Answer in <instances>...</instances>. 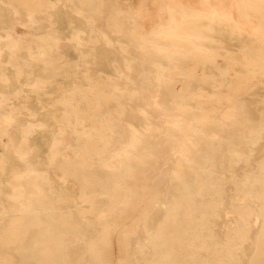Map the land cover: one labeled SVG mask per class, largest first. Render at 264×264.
<instances>
[{
	"label": "bare ground",
	"instance_id": "bare-ground-1",
	"mask_svg": "<svg viewBox=\"0 0 264 264\" xmlns=\"http://www.w3.org/2000/svg\"><path fill=\"white\" fill-rule=\"evenodd\" d=\"M56 1L8 0L12 15L23 9L26 21L14 19L15 26L27 27L21 35L1 26L6 22L0 12V83L9 86L7 69L16 81L26 74L29 80L27 90L0 91V110L12 99H29L28 93L41 99L57 76L75 80L79 66L84 68L70 89L60 88L57 100L51 97L50 111L60 113L52 114L57 128L48 141L47 169L34 166L31 144L46 123L23 106L30 119L15 140V103L0 111V143L22 164L7 171L6 157L0 158V171L7 176L0 180V199L11 202L7 208L1 204L0 264H264V150L250 163L264 137V112L243 99L264 81V0H130L108 20L106 0H67L71 15L82 17L86 27L69 23L63 36L51 19L59 15ZM43 20L46 32L31 30ZM103 23L115 37L106 34ZM225 37L242 43L241 50L204 48L207 42L222 48ZM63 39L79 51L78 62L66 59ZM101 43L133 49L141 57L112 64L115 78L104 76L99 67L109 60L96 52ZM221 60L225 67L218 68L216 78L208 74L206 66ZM35 67L42 73L36 78ZM130 103L138 107L141 129L130 123ZM152 120L158 124L156 136L167 139L161 147L148 148L143 141V132L153 135ZM213 127L221 136L205 138ZM234 133L243 135L241 148ZM199 138L207 152L204 164L196 167ZM139 151L147 157L143 162L132 158ZM224 152L229 171L236 164L254 166L233 183L228 207L226 190L213 185L216 165L211 161L212 154ZM199 169L209 173L207 179ZM50 172L78 186L77 199L65 201L82 219L89 218L84 223H77L71 211L52 207L41 188ZM156 211L162 213L159 222ZM76 245L82 246L79 255Z\"/></svg>",
	"mask_w": 264,
	"mask_h": 264
},
{
	"label": "rangeland",
	"instance_id": "rangeland-1",
	"mask_svg": "<svg viewBox=\"0 0 264 264\" xmlns=\"http://www.w3.org/2000/svg\"><path fill=\"white\" fill-rule=\"evenodd\" d=\"M50 1H54V0H50ZM8 0H0V12L2 13V19L4 22V25H1V21H0V25L3 28H7V29H13V30H17V35H21L23 33V31L26 30L27 27H23L21 25L15 26L16 21H14V19H19L20 20L18 22L21 21H26L25 15H23L22 12V8H20V12L21 14H19L18 16H14L11 13H9V8L7 7ZM56 3H60L56 8L55 11L57 13H59V15L57 16H53L51 19L53 20L54 23V29L57 31V33L61 34V36L66 35L68 32V24L72 23L75 26L78 27H86V23L85 20L82 17H76L71 15L70 10L67 9V0H57ZM107 3V7L105 8L104 11V19L108 20L109 19V15L110 13H113L114 11H116V8H125L130 6V0H106ZM63 13H67V14H63ZM112 15V14H111ZM41 17L38 18V20ZM46 21L43 20L39 23H36L35 27H33L31 30L36 32L37 34H42L44 32L47 31V27L49 29V26H47V23H45ZM3 24V23H2ZM103 25V29L106 32V34L109 37H115V33L114 32H110L109 29L107 27H105V23L102 24ZM126 27H128L126 25ZM1 34H4V29H0ZM123 33V32H122ZM121 33V34H122ZM127 30L125 31V33H123L125 36L127 35ZM122 41V38H119ZM222 48L220 46L217 45L216 42L214 43H209L207 42V44L204 45L205 49L208 50H216V51H220L223 52L225 50L228 51H233V52H238L241 50V46H243L242 43L234 40H230L228 37L223 38V43H222ZM4 49V46H3ZM61 50L65 53L66 55V59L70 62V63H76L79 61V51L70 43H68L66 41V39L61 40ZM96 52L100 53L102 56V59L104 61H106L107 59L109 60V62L107 64L102 63L101 67H99L100 71L99 73L103 74L104 76H108L110 78H115V75L113 74V71H111V66L112 64H115L117 66H120L123 64L124 60H128V61H136V58L138 59L139 57H141V52H136L133 49H126L123 50L121 48H119V46H114L112 49H108L106 47L105 44L101 43V46H98L96 49ZM130 58H134L131 59ZM158 58V56H157ZM188 60H190V57H184L182 58L181 62H187ZM225 67V62L224 61H219L214 65H208L206 66V71L208 72V74L213 75L214 77L217 76V74H219L218 68H224ZM144 68L147 70V65L144 66ZM200 69L202 68V66L199 67ZM83 66H79L78 70L76 71V75H77V79L73 80L70 76L69 77H64V76H57L56 77V81L55 83L53 82L52 84H48L47 87L45 88V94L41 95V99H37V97H35L33 94H29L30 96L29 99H12L11 103H9L8 105H4V107L0 110L3 112H6L8 110L11 109V107L13 106V103H15V107H14V111L17 112L16 115V126L14 127V134H13V139L17 140L19 139V129L22 127V124H26L28 119H30L29 116H26L25 114V110L23 109V106H26V108L29 110L28 112H34L37 117V121L40 122H44L46 123V129L44 131H37L36 134L34 135V137L32 138V145L35 147V152H34V166L37 169H41V170H45L48 168V164H47V160H46V156H47V152H48V141L50 140V136L52 135L53 132H55L57 126L56 124L53 123L52 120V114H59L60 112H55L52 113L50 111L55 99L57 100V98L60 97L61 93V89L60 88H66V89H70L71 84L74 81H78V78L84 74V70H83ZM7 73L10 76L11 80L9 83V86L6 87L4 86L2 83H0V91H13V89L15 88L16 90H27L29 87L27 86L29 84V80L28 79V74L23 75L19 81L15 80V75L13 73V71L11 69H7ZM98 73V74H99ZM42 73L39 70V68L34 69L33 71V76L39 77L41 76ZM90 75L92 78L97 77L96 73L94 72L93 69H90ZM216 78V77H215ZM136 79V77H135ZM15 80V82H14ZM14 84V86H13ZM212 84L210 83L208 85L205 86V91L210 93L212 90ZM51 97H55V99H52ZM164 99L162 100L164 106H167L170 101L169 99H166V95L164 94ZM243 99L245 100V102H247L249 104V106L253 109H257L259 110V112H264V81L257 87L255 88L250 94H247L243 97ZM127 99H125L126 101ZM113 107V106H112ZM13 108V107H12ZM114 108V107H113ZM128 112L131 113V119H130V123L141 129V124H142V118L140 116V114L138 113V107L136 106L135 103H130L128 104ZM192 119L189 117V119L187 120V123H191ZM126 124V122H125ZM157 122L155 120H152V132L151 134L153 135H149L147 133H144L146 135H144L142 133V136L145 140H143L146 144V146L148 148L154 146V147H161L162 145H164L167 141L166 137L164 136H156L157 135ZM122 128V127H121ZM250 127L248 126V124H245V126L243 127V131H247ZM122 131V130H121ZM206 134L204 135L205 138L210 137L211 135L216 134V136H221L222 131L219 130L217 127H213V128H209L206 130ZM123 134H126V131H122ZM227 132V131H226ZM235 137H238L235 139L238 147H242L243 145V135H240L238 133H234ZM200 151L198 154L195 153V155L193 156V161L195 163V166H199L200 164H204L205 162V156H206V152H207V143L204 139L199 138L197 141ZM264 150V137L262 139V144L261 145H255L254 146V150L251 152L252 155V159L250 161L251 164L256 163V160L259 158V156L263 153ZM144 153L139 151L136 152L135 154L132 155V158H138L140 159L142 162L144 160L147 159L143 157ZM1 157H6V162H7V171H10L11 169H15V168H22V164L19 160H17L11 153H8L7 150L5 149V145L0 143V158ZM211 161L214 163L215 166V172H214V180H213V185L215 186H221L226 190V206H229V193H231V190L233 188V183L237 180H239L243 174L245 172H247L249 170V168H253L254 166H244V164H236L235 166H233L231 168V170L229 171V155L224 153H221L219 155H214L212 154L211 157ZM211 167L207 168L206 170H210ZM199 172L201 173V178L203 180L207 179L209 173L203 172V170L199 169ZM5 178H7V176H3L1 171H0V180H5ZM187 180H188V184H193L194 180H195V175L193 174V172L189 173L187 176ZM50 182L52 184V188L49 191V186L48 183ZM138 184L140 185V182H138ZM41 188L44 189L45 191H47L49 193L48 198L49 201L52 202V207L56 210H64V211H71L72 215L74 216V220L77 223H84L85 220L89 219V218H85L82 219L80 217V215L78 214L77 208H75L74 206H67V200L65 201V199H67V197L71 198V199H77V196L79 194L78 192V186L76 184H74L73 182H67L64 183L61 180H59V177L55 176V174L53 172H50L49 174V178L48 180H42L41 181ZM2 187L4 189L5 192L8 191V188L6 186V183H2ZM64 199V200H63ZM50 202V203H51ZM1 204L5 205L6 208L10 207L11 202H9L8 199L5 198V196H2L0 199V222L2 221V209H1ZM9 209V208H8ZM55 211V210H54ZM162 217V213L161 212H157L155 213V222H159L160 219ZM223 221H225V215H223V213L220 215V218L218 220V233L219 236L222 237L223 233H224V227L220 226L221 223H223ZM220 226V227H219ZM81 249L82 246L81 245H76L75 247V254L79 255L81 253Z\"/></svg>",
	"mask_w": 264,
	"mask_h": 264
}]
</instances>
